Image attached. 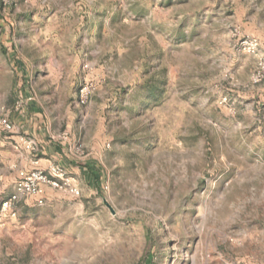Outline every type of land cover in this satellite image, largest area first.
Listing matches in <instances>:
<instances>
[{"label":"rangeland","instance_id":"rangeland-1","mask_svg":"<svg viewBox=\"0 0 264 264\" xmlns=\"http://www.w3.org/2000/svg\"><path fill=\"white\" fill-rule=\"evenodd\" d=\"M0 60V115L100 176L0 214V264H264V0H0Z\"/></svg>","mask_w":264,"mask_h":264},{"label":"built area","instance_id":"built-area-1","mask_svg":"<svg viewBox=\"0 0 264 264\" xmlns=\"http://www.w3.org/2000/svg\"><path fill=\"white\" fill-rule=\"evenodd\" d=\"M8 1V0H5ZM250 49L253 51L257 48V41L250 40L247 42ZM88 88L83 87L80 90V102L85 103L88 99ZM23 104H17L16 109L21 110ZM0 129L4 132H15L16 126L11 121L9 116L0 115ZM61 141L68 139V133L64 132L59 135ZM17 149L24 148L30 152L37 154L41 150L40 144L33 138L21 136L16 142ZM35 166L30 169L21 170L15 184L13 192L4 198L0 206V214L3 217H15L17 215L18 204L22 198L31 196L37 198L38 202L43 203V195L47 188L58 190H72L79 193V187L67 170L58 163H51L47 170L36 167L39 164V159L36 157L32 160Z\"/></svg>","mask_w":264,"mask_h":264},{"label":"crops","instance_id":"crops-1","mask_svg":"<svg viewBox=\"0 0 264 264\" xmlns=\"http://www.w3.org/2000/svg\"><path fill=\"white\" fill-rule=\"evenodd\" d=\"M2 61V60H0ZM10 59H4V62H2L1 65H5L8 63ZM20 63V62H18ZM14 64V62H13ZM23 70V69H22ZM42 115L37 112L33 107L29 109V111L24 110L22 116L20 117V121L18 124H16L17 131H21V133L25 135H29L32 138H34L41 146V154L42 157H38L37 154L30 152V155H27L26 157V165L27 168H33L35 167L32 164V160L34 158L39 159V164L36 166L40 169L46 170L51 163H58L62 165L69 174H73L74 172L79 169L81 172H84L86 170V164L84 162H78V161H69L66 158V152L65 149L56 143H51V141H47V133L42 131V128L46 124L43 123ZM16 122V121H15ZM18 135L11 136L12 142H17Z\"/></svg>","mask_w":264,"mask_h":264},{"label":"trees","instance_id":"trees-1","mask_svg":"<svg viewBox=\"0 0 264 264\" xmlns=\"http://www.w3.org/2000/svg\"><path fill=\"white\" fill-rule=\"evenodd\" d=\"M86 170L84 171V173L87 174L88 177H90V172H91V178H94V180H99L100 176L94 172L93 170H90V168L88 166H86ZM87 171H90V172H87Z\"/></svg>","mask_w":264,"mask_h":264}]
</instances>
